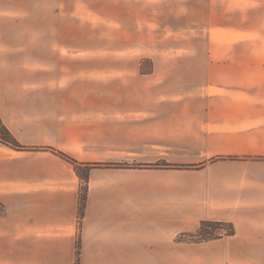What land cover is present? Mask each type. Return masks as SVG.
<instances>
[{
	"label": "crops",
	"instance_id": "obj_1",
	"mask_svg": "<svg viewBox=\"0 0 264 264\" xmlns=\"http://www.w3.org/2000/svg\"><path fill=\"white\" fill-rule=\"evenodd\" d=\"M73 1L0 0V264H264V0H174L208 27L173 57L136 52L169 0Z\"/></svg>",
	"mask_w": 264,
	"mask_h": 264
},
{
	"label": "rangeland",
	"instance_id": "obj_2",
	"mask_svg": "<svg viewBox=\"0 0 264 264\" xmlns=\"http://www.w3.org/2000/svg\"><path fill=\"white\" fill-rule=\"evenodd\" d=\"M78 1V0H77ZM77 1H73L74 4H79ZM82 1V0H80ZM161 1V0H156ZM165 1V0H164ZM164 6L160 7V5L153 6L152 12L150 15H146L152 19L153 23H136L135 32H136V52L144 53L146 51L163 54L165 57H173V53L175 52H189L193 49L195 50H204L205 45L203 43H199L195 41L193 36L197 35H206L208 23H182L183 20H186V16L188 15H177L176 3L174 0H169L164 2ZM167 3V4H166ZM109 5V4H107ZM78 14V13H77ZM76 14V15H77ZM100 14L109 19L112 16L111 7H105L104 12H100ZM144 10L137 7V20L143 21ZM191 14V13H190ZM196 14V13H195ZM79 16L88 15L85 10H81L78 14ZM202 13H199L195 19H201ZM196 16V15H195ZM88 17V16H87ZM177 19L175 23V20ZM191 20V17H189ZM156 21V22H154ZM188 21V20H187ZM163 22V23H159ZM109 26L104 24V27L99 28L98 34H103L105 36L110 35ZM97 29V28H96ZM94 29V30H96ZM92 30L89 29V34H92ZM154 62L145 60L142 62L143 68H153ZM5 139L10 140L5 134L2 135ZM17 142V141H16ZM19 146L23 148L19 142H17ZM25 150H33L35 148L40 149L39 147H26ZM20 148V149H22ZM47 148V147H44ZM100 166L97 167L102 169H114V170H153V169H170L167 164H156V165H141L137 162H128L127 160L120 159L118 162H107V163H99ZM179 168V167H177ZM89 171V168L87 169ZM82 177H86V170L84 168L81 169ZM84 198L85 199V191ZM84 205V202H83ZM204 223H213V222H204ZM199 230V232L195 235L193 234H184L178 237L179 241H194V242H202L209 240H218L225 236L232 235L230 234V228L228 226L219 227L217 224H209L208 227H203V224ZM217 225V226H216ZM234 233V232H233Z\"/></svg>",
	"mask_w": 264,
	"mask_h": 264
},
{
	"label": "trees",
	"instance_id": "obj_3",
	"mask_svg": "<svg viewBox=\"0 0 264 264\" xmlns=\"http://www.w3.org/2000/svg\"><path fill=\"white\" fill-rule=\"evenodd\" d=\"M0 126H1V135H6L10 140H7V139H5L3 136H2V139L3 140H5L6 142H8L9 144H11L12 146H14V147H17V148H21V146H19L18 145V143L15 141V139L11 136V134L2 126V123H1V121H0ZM67 158V157H66ZM74 165H75V167L77 168V171H78V173H80L81 174V172H80V165L76 162V161H74V160H72V159H69ZM78 166V167H77ZM98 166H100L99 164H98ZM81 176H82V174H81ZM209 224H217L219 227H222V226H228L229 228H230V234H233V232H234V229H233V227L231 226V225H229V224H227V223H224V222H213V223H204L203 224V227H208L209 226ZM216 225V226H217Z\"/></svg>",
	"mask_w": 264,
	"mask_h": 264
}]
</instances>
